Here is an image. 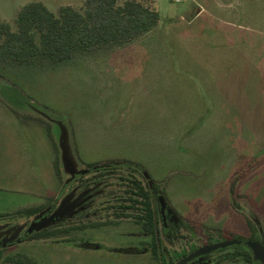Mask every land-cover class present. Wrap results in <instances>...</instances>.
<instances>
[{
    "label": "rangeland",
    "instance_id": "1",
    "mask_svg": "<svg viewBox=\"0 0 264 264\" xmlns=\"http://www.w3.org/2000/svg\"><path fill=\"white\" fill-rule=\"evenodd\" d=\"M33 1L54 14L84 2L0 0V20L14 30L17 13ZM156 3V28L124 47L46 67L0 65V190L15 203L58 189L51 141L27 119H39L29 101L65 119L84 164L141 165L187 220L244 230L229 207L239 173L238 192L264 212V0ZM83 239L102 247L38 244L31 255L47 264H152L110 251L131 242L123 230Z\"/></svg>",
    "mask_w": 264,
    "mask_h": 264
},
{
    "label": "flooded vegetation",
    "instance_id": "2",
    "mask_svg": "<svg viewBox=\"0 0 264 264\" xmlns=\"http://www.w3.org/2000/svg\"><path fill=\"white\" fill-rule=\"evenodd\" d=\"M27 119L46 129L42 120ZM54 159L55 152L54 195L15 203L11 193L0 190V264H47L31 255V247L38 244L97 250L102 245L83 236L105 229L123 230L131 241L114 246L112 253L145 257L152 264H264V212L238 192L241 173L230 182L229 207L245 228L218 231L177 213L161 182L151 179L141 165L85 164L87 172L64 183L54 171Z\"/></svg>",
    "mask_w": 264,
    "mask_h": 264
},
{
    "label": "trees",
    "instance_id": "3",
    "mask_svg": "<svg viewBox=\"0 0 264 264\" xmlns=\"http://www.w3.org/2000/svg\"><path fill=\"white\" fill-rule=\"evenodd\" d=\"M158 22L156 0H84L79 10L61 6L56 14L39 1L29 2L17 13L14 30L0 20V65L46 67L92 57L139 40ZM43 124L55 152L54 171L59 176L56 144L50 125Z\"/></svg>",
    "mask_w": 264,
    "mask_h": 264
},
{
    "label": "water",
    "instance_id": "4",
    "mask_svg": "<svg viewBox=\"0 0 264 264\" xmlns=\"http://www.w3.org/2000/svg\"><path fill=\"white\" fill-rule=\"evenodd\" d=\"M25 101V100H24ZM26 105L29 114L48 123L57 148L58 166L64 183L75 175L87 172L85 164L80 160L73 140L72 129L65 119L52 117L34 103Z\"/></svg>",
    "mask_w": 264,
    "mask_h": 264
}]
</instances>
